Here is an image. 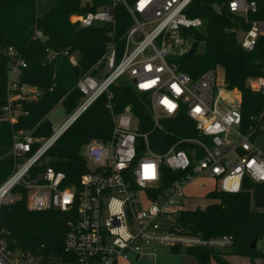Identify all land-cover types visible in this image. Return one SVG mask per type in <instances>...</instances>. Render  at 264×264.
<instances>
[{"label":"built area","instance_id":"2783aa9c","mask_svg":"<svg viewBox=\"0 0 264 264\" xmlns=\"http://www.w3.org/2000/svg\"><path fill=\"white\" fill-rule=\"evenodd\" d=\"M193 1L110 0L95 11L71 15L75 18L71 23L81 28L110 29L105 53L93 73L78 79L75 89L80 99L61 126L51 128L49 137L38 139L27 130L13 132V170L0 182V208L13 205L25 191L28 210L57 211L64 217L62 248L57 253L12 248L0 229V264H125L128 253L138 260L155 257L151 247L224 250L233 245L230 235L204 238L187 234L176 224L170 228L160 224L176 220L186 188L197 178L208 177L215 181V191L229 194L241 193L246 179L264 182V152L256 144L264 134V108L257 125H243L241 94L226 86L225 92L220 88L216 92L215 69L196 79L179 70L178 61L188 56L192 46L189 32L203 26L199 18L186 15ZM214 1L216 11L240 18L239 45L245 52L253 51L258 38L264 37V19L255 18L264 12L260 7L264 0ZM117 9L127 17L119 40ZM35 37L43 38L39 31ZM46 51L50 61L64 55L73 66L77 64V56L67 49ZM4 54L9 58L7 99L0 122L13 125L27 115L23 103L37 100L40 94L20 81L26 62L18 51L8 48ZM121 81L147 98L153 129L159 121L183 114L198 137L182 138L166 153L156 154L148 135L140 131L139 120L126 108L112 113L107 141H92L83 148L88 171L76 183L67 184L65 174L51 167L34 172L64 132ZM245 85L264 95V72L247 78ZM35 145L39 146L33 151ZM163 168L179 175L167 188L162 187ZM256 250L264 255V238L256 242Z\"/></svg>","mask_w":264,"mask_h":264},{"label":"trees","instance_id":"16d2710c","mask_svg":"<svg viewBox=\"0 0 264 264\" xmlns=\"http://www.w3.org/2000/svg\"><path fill=\"white\" fill-rule=\"evenodd\" d=\"M110 0H92L91 5L81 0H0V110L7 99V68L9 58L4 50L14 48L26 62L20 81L41 91L35 101L23 103L26 116L9 125L0 122V182L12 172L14 158L11 154L13 132L27 130L36 138L51 135V125L46 119L59 103L68 114L76 107L80 95L75 89L78 79L93 73L92 68L103 57L109 41V28L105 26L81 28L70 22L75 13L95 11ZM214 0H194L186 11L189 18H199L203 26L189 32L196 50L191 56L181 58L179 70L191 78H198L205 70L217 66L224 71L227 90L236 89L241 94L240 111L243 125L258 124L264 108V95L251 91L245 81L249 77L262 76L264 72V37L257 40L251 52L239 45L236 29L241 26L238 16L220 12L214 8ZM264 8V3H260ZM116 39L127 27V17L116 10ZM255 18L264 19V12ZM126 23V26H125ZM39 31L42 39H37ZM203 44L201 53L197 48ZM68 50L76 54L73 66L68 56L47 59V51ZM147 98L136 95L132 87L119 82L107 94L97 99L46 151L34 172L51 167L63 172L67 184H74L88 171L81 150L92 141H107L112 133V113L118 114L129 108L139 120L140 131L146 133L151 150L164 154L182 138H197L193 123L183 114L153 122L147 112ZM108 106L111 107V111ZM39 145L33 147L36 151ZM186 149L187 146H180ZM179 177L163 168L162 187L167 188ZM244 190L238 194L218 191L208 192L205 197L212 201L204 208L182 210L176 217V228L190 235L204 238L230 235L233 245L227 249L228 256L259 257L264 255L251 249L254 240L264 238V182L244 180ZM20 190V189H19ZM22 191V190H21ZM20 200L0 208V229L7 233L9 246L21 250H45L57 253L62 248L66 231L65 219L57 211L34 212L26 208L25 191ZM43 247V249H42ZM184 250L196 260V264H228L220 252L204 248H175Z\"/></svg>","mask_w":264,"mask_h":264},{"label":"rangeland","instance_id":"374dc122","mask_svg":"<svg viewBox=\"0 0 264 264\" xmlns=\"http://www.w3.org/2000/svg\"><path fill=\"white\" fill-rule=\"evenodd\" d=\"M82 4H88L91 5L92 0H81ZM75 21L74 17H70V22ZM201 29V28H200ZM198 29V30H200ZM238 37L239 33H238ZM203 50V44H200L197 48V52L201 53ZM76 55V54H75ZM101 61V59L98 61V63ZM96 63V64H98ZM95 64V65H96ZM216 75H217V88L216 92L218 91V88H220L223 92H225V82H224V71L221 67L217 66L215 68ZM41 94L40 90H38ZM37 96V95H34ZM229 98L235 97L234 94H228L225 95ZM70 114V113H68ZM68 114L65 112L63 106L59 103L57 106H55L51 112L47 115L46 119L49 121L51 128H58L61 126V124L66 120ZM41 139V138H38ZM256 144L262 149L264 152V134L256 140ZM81 154H84V150H81ZM14 166V164H13ZM215 189V181L208 178V177H201L195 179L186 189V198L184 199L183 205L186 209H195L197 207L204 208L206 205L212 203V201L206 199L205 195ZM162 227L170 228L176 224V220H163L161 223ZM184 231V230H182ZM215 252H220L221 257L224 259L228 256L226 254L227 249L224 250H214ZM149 252H152L155 254V257L149 258L148 256H145L142 260H138L136 255L133 253H128L125 264H185L188 262H194L196 264V260L189 256L184 254V250L179 251L178 253L175 251H171L169 248L164 247H151L149 249ZM227 263L228 264H264V260L259 257H243V256H233L230 255L227 257ZM226 260V259H225ZM210 264H217L212 259L210 260Z\"/></svg>","mask_w":264,"mask_h":264},{"label":"water","instance_id":"95a60500","mask_svg":"<svg viewBox=\"0 0 264 264\" xmlns=\"http://www.w3.org/2000/svg\"><path fill=\"white\" fill-rule=\"evenodd\" d=\"M196 44H192V46H191V49H190V51H189V53H188V56H191L194 52H195V50H196ZM177 216V215H176ZM256 240H254L253 242H252V244H251V249L252 250H255L256 249Z\"/></svg>","mask_w":264,"mask_h":264},{"label":"crops","instance_id":"0c3cea01","mask_svg":"<svg viewBox=\"0 0 264 264\" xmlns=\"http://www.w3.org/2000/svg\"><path fill=\"white\" fill-rule=\"evenodd\" d=\"M188 186H189V185H188ZM188 186H187V187H188ZM186 189H187V188H186ZM211 191H213V190H211ZM211 191H209V192H211ZM183 210H190V209H186V208H184V206H183ZM227 257H229V256H227ZM227 257L225 258L226 261L228 260ZM185 264H194V262H188V263H185Z\"/></svg>","mask_w":264,"mask_h":264}]
</instances>
